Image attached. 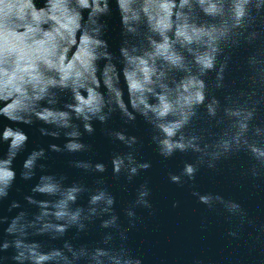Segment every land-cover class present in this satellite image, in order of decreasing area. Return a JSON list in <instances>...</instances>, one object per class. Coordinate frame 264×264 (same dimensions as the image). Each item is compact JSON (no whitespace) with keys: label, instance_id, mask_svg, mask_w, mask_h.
I'll list each match as a JSON object with an SVG mask.
<instances>
[{"label":"clouds","instance_id":"obj_1","mask_svg":"<svg viewBox=\"0 0 264 264\" xmlns=\"http://www.w3.org/2000/svg\"><path fill=\"white\" fill-rule=\"evenodd\" d=\"M251 0H115L122 35L125 37L119 52L122 68L118 67L109 40L108 18L113 15L112 0H0V116L13 123L31 125L35 120L55 127V131L41 128L43 135L59 138L62 130L68 138L64 149L50 145L53 151L79 152L88 146L81 142L83 132H95L93 122L107 125L113 114L120 113L125 124L142 116L156 131L153 141L159 154L172 157L177 151L189 150L211 155L212 161L225 153L246 148L252 157L264 164V144L250 142L247 133L254 113L244 109L226 108L229 117H235L233 127L237 131L230 138H221L214 146L200 143L197 135H188L185 129L197 116L199 106L205 105L207 83L204 77L216 69L221 45L228 43L235 30L244 25L249 16ZM264 6L259 0L257 9ZM203 17L210 18L203 19ZM140 44L130 43L127 37H139ZM103 67H101V62ZM224 65L217 73V87L223 81ZM121 73L127 87H121ZM70 92L71 102L63 109L58 104L59 93ZM48 105V106H45ZM208 114L215 117L219 101L213 97L206 105ZM70 129V130H69ZM107 135L120 141L129 149L140 143L136 135L127 130L111 129ZM257 137L264 136V129H255ZM29 137L20 128L6 126L0 133V141L10 142L7 159L0 160V199L8 195L16 172L13 160L25 147ZM209 147L214 151L208 152ZM45 150L33 151L24 163V179H31L38 159ZM203 159V157L201 158ZM113 173L122 171L131 180L141 170H148L151 162H138L132 151L116 154L112 159ZM209 167L214 164L209 161ZM76 167L91 169L88 162H77ZM97 172H105L104 163H96ZM197 166L186 163L182 172L195 180ZM173 183H180L181 176L170 174ZM84 189L79 185L64 188L53 176H42L32 191L59 196L56 201H36L27 197L29 203L38 204L40 214L31 222L22 223L25 213L13 219L7 229L9 234L19 233L14 241L18 254L14 257L20 264H74L88 256L95 264H104L107 257L111 264H139L109 250L97 248L76 250L70 243L63 249L43 251L38 242H27V229L35 228L37 234L51 233L52 238L63 235L69 227L85 228L82 222L98 211L109 212L115 198L106 190H99L90 197L88 215L85 210L71 207ZM150 191L141 187L137 204L148 206L145 199ZM199 195L198 193H195ZM203 203H210V195L200 196ZM215 199H222L215 197ZM104 202L106 207L96 206ZM13 207H19L13 203ZM239 205L230 204L231 209ZM129 215H133L129 212ZM54 217V223L49 219ZM116 217L104 221L103 226L115 224ZM5 242L2 249H8Z\"/></svg>","mask_w":264,"mask_h":264},{"label":"water","instance_id":"obj_2","mask_svg":"<svg viewBox=\"0 0 264 264\" xmlns=\"http://www.w3.org/2000/svg\"><path fill=\"white\" fill-rule=\"evenodd\" d=\"M259 0H251L249 16L244 25L236 29V34L228 43L222 44L216 69L204 77L207 83L205 105L199 106L197 116L185 129L188 135L199 136L201 146H214L221 138H230L237 129L233 127L235 117L225 113L226 108L244 109L254 113L250 121L247 136L250 142L264 144V136L257 137L255 129H264V6L257 9ZM43 6V0H39ZM113 15L108 18L109 29L105 38L109 40L110 51L116 58L114 62L122 68L119 49L125 40L116 9L112 0ZM203 19H208L203 17ZM130 43L140 44L144 38L127 37ZM103 61L101 67H103ZM224 65L223 81L217 87V73ZM121 87H127L121 73ZM215 97L219 101L217 114H208L207 103ZM59 103L53 107L63 109L71 102L70 92L59 93ZM45 106H48L45 104ZM83 132L81 142L88 147L79 152L53 151L50 145L64 149L68 138L62 130L59 138L45 136L41 128L55 131L54 126L35 120L33 124L13 123L0 116V133L6 126L22 129L29 137L25 147L13 160L12 168L16 177L8 190V195L0 199V264H20L14 257L18 254L14 241L19 233L9 234L7 229L13 219L25 213L22 223L31 222L40 214L38 204L29 203L27 197L36 201H56L59 196H50L33 192L42 176H53L67 188L79 185L84 190L79 193L73 209L80 207L88 215L89 201L99 190H106L115 198L109 212L98 211L90 219L82 222L85 228L69 227L61 236L52 238L51 233L39 235L35 228H28L27 242H38L43 251L63 249L70 243L76 250L87 249L89 253L97 248L109 250L139 264H264V164L257 162L246 148L225 153L212 161L211 155L204 156L189 150L177 151L172 157L164 158L153 141L155 129L137 116L136 121L125 124L120 113L116 112L107 125L94 121L95 132L89 135ZM111 129L127 130L129 135H136L140 143L135 149H129L120 141H115L107 131ZM70 130V129H69ZM10 142L0 141V160L7 159ZM45 150L44 157L36 162L34 175L24 179V163L33 151ZM132 151L138 162H151L148 170H141L131 180L122 171L113 173L112 159L116 154ZM214 151L209 147L208 152ZM203 157V159H201ZM88 162L91 169L76 167L77 162ZM211 161L214 167H209ZM96 163H104L106 171L94 169ZM186 163L197 166L195 180L183 176ZM181 176L180 183H173L169 175ZM147 185L150 191L145 199L148 206L137 204L141 187ZM198 193L199 195H196ZM213 197L210 203H203L200 196ZM215 197H221L218 200ZM18 203L19 207H13ZM239 205L230 210V204ZM106 207L104 202L96 206ZM132 212L133 215H129ZM115 216L116 222L104 227V221ZM54 223H63L50 217ZM5 242H10L8 249H2ZM104 264H111L107 257ZM24 264H30L25 261ZM74 264H95L88 256Z\"/></svg>","mask_w":264,"mask_h":264}]
</instances>
